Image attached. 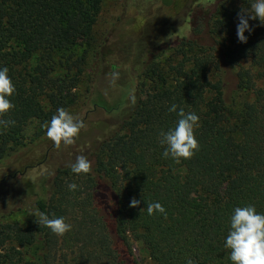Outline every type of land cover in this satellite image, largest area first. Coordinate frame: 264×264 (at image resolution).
<instances>
[{"label":"trees","instance_id":"obj_1","mask_svg":"<svg viewBox=\"0 0 264 264\" xmlns=\"http://www.w3.org/2000/svg\"><path fill=\"white\" fill-rule=\"evenodd\" d=\"M103 2L0 0V69H9L16 87L15 107L3 117L16 124L0 126V163L24 149L29 124L39 137L58 108L76 105ZM250 2L185 6L190 36L154 55L170 50L176 65L143 66L135 106L126 94L119 106L94 100L121 118L87 157L92 171H48L23 183L21 205L0 206V264H138L131 240L151 264H232L224 243L234 209L253 205L264 214V24L249 20L247 43L237 38V14ZM172 104L199 116L200 149L179 163L163 157L160 143L161 131L178 120ZM70 183L77 190L69 191ZM132 198L139 207L129 206ZM156 202L166 218L148 215L147 203ZM36 209L63 216L72 230L59 237L40 227Z\"/></svg>","mask_w":264,"mask_h":264},{"label":"rangeland","instance_id":"obj_2","mask_svg":"<svg viewBox=\"0 0 264 264\" xmlns=\"http://www.w3.org/2000/svg\"><path fill=\"white\" fill-rule=\"evenodd\" d=\"M171 1L174 4L165 5L164 0H104L94 27L95 50L89 54L83 78L76 89L77 103L69 111L81 118L87 128L81 129L74 145L65 147L62 144L56 149L46 131L37 137L36 123L29 124L23 133L26 138L24 149L0 163V178L7 174L6 179H10L0 188V206L6 204L7 210H11L21 205V191L27 179H36L48 171L70 166L78 155L88 157L121 118L117 114L105 113L94 105V100L100 97L108 104L116 105L123 102L125 94L129 100L133 90L136 98L141 97L139 85L142 78L139 76L143 66L154 63L168 66L167 60L175 66L178 62L167 49L154 55L157 49L190 36L192 19L183 15L185 6L192 5L195 11L201 10L200 5L203 9H210L217 0ZM114 66L120 72V79L113 89L109 87L107 76ZM106 88L110 99L103 94ZM16 171L21 173L16 176ZM188 197L195 202L194 194L190 193ZM131 246L138 264H151L142 244L131 240Z\"/></svg>","mask_w":264,"mask_h":264},{"label":"clouds","instance_id":"obj_3","mask_svg":"<svg viewBox=\"0 0 264 264\" xmlns=\"http://www.w3.org/2000/svg\"><path fill=\"white\" fill-rule=\"evenodd\" d=\"M250 7H242L237 14V38L240 43H247L248 37L245 32L251 33L253 27L249 20H259L264 24V0H251ZM9 69H0V126L8 128L15 126V120H5V117L15 106L11 102V97L16 93V87L8 75ZM109 87L115 88L120 79V72L113 67L107 76ZM103 94L108 96V89H103ZM131 106H135L137 98L134 90L129 94ZM178 116L174 128L167 132L161 131L160 143L166 145L163 152L164 158L171 157L176 163L181 159H191L200 149L199 141L196 139L195 130L199 127V116L194 112H185L183 108L172 104L169 108ZM43 127L46 129V136L53 142L56 149H60L63 144L65 147L72 146L79 138L81 129H86L84 121L70 114L65 108L57 109L56 114L46 122ZM71 171L77 175L89 174L92 171L91 161L84 155H78L75 162L70 165ZM78 185L70 183L69 191L77 190ZM140 201L132 198L130 207H139ZM144 209H141L143 211ZM148 215L159 212L165 215V208L158 202L147 203ZM31 215L36 217V222L43 227H47L51 232L59 237L64 236L72 230V225L65 221L63 216L49 218V216L36 209ZM225 249L230 250L229 258L232 264H264V214L257 212L253 205L236 207L230 218V230L224 243ZM186 264H195L191 258L187 259Z\"/></svg>","mask_w":264,"mask_h":264}]
</instances>
